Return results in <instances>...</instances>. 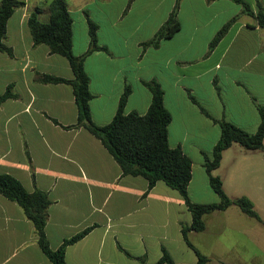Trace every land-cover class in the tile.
Wrapping results in <instances>:
<instances>
[{"label": "crops", "instance_id": "0c3cea01", "mask_svg": "<svg viewBox=\"0 0 264 264\" xmlns=\"http://www.w3.org/2000/svg\"><path fill=\"white\" fill-rule=\"evenodd\" d=\"M38 1L25 0L15 7L4 38L13 54L0 50V93L12 83L16 94L0 102V172L14 175L29 191L47 192L45 234L52 248L90 226L66 244L67 264H148L158 260L163 249L177 263L196 264L197 253L182 233L192 215L179 191L157 179L143 194L147 188L143 175L123 174L100 138L86 127H66L78 113L71 83L43 82L38 74L71 78L73 70L66 56L51 52L44 42H33L29 13L39 7L41 20L49 14ZM247 1L254 13L258 7L264 13V0ZM66 2L72 18V52L81 54L89 45L86 13L97 23V42L107 47L92 50L83 61L92 93L91 119L96 124L110 121L127 83L131 91L124 111L145 112L151 91L142 79L155 78L171 114L168 143L179 145L191 158L189 198L218 201L204 154L212 156L220 136L215 119L224 118L248 131L258 126L257 103L264 105V27L235 0H179V28L157 46H143L175 0ZM230 20L209 49L211 38ZM233 205L206 212L203 229L187 230L190 242L207 256L205 264L248 261L241 251L213 248V226L220 233L228 225L215 217ZM256 220L264 226V221ZM0 264H53L23 208L1 193Z\"/></svg>", "mask_w": 264, "mask_h": 264}, {"label": "trees", "instance_id": "16d2710c", "mask_svg": "<svg viewBox=\"0 0 264 264\" xmlns=\"http://www.w3.org/2000/svg\"><path fill=\"white\" fill-rule=\"evenodd\" d=\"M242 4V9L254 15L257 22L264 27V13L258 7L254 13L247 0H235ZM25 0H0V50L13 54V49L6 44L4 38L7 32V20L15 7L23 5ZM179 0H175L167 18L156 29L154 34L141 42L143 46H157L163 37L172 35L179 28L177 8ZM48 18L41 20L38 17L39 7H35L28 15L27 24L35 44L44 42L48 44L51 52L63 54L67 57L73 70V77L67 78L60 75L42 72L38 79L43 82H69L72 85L75 102L78 107L77 119L66 127L84 126L95 134L107 147L121 167L123 174L143 175L147 179L146 194L157 179H162L169 186L177 189L191 211L190 225L182 226V233L187 243L197 253L196 264H205L207 256L201 253L188 239L187 230L193 228L201 230L205 226L203 215L216 209H225L231 204L237 205L244 213L264 221L254 208V203L247 195L229 196L224 188L220 175L213 170L220 164L222 152L232 143L237 142L246 149L263 147L264 142V105L257 103L260 120L255 131H248L224 118L215 119L220 126V136L215 142L212 156L204 154V166L208 174L209 184L217 193L219 200L216 202H194L189 198L187 185L191 178V158L179 145L171 146L167 139V125L171 119L169 110L163 102V88L155 79H142V83L151 91V100L145 112L136 110L124 111V105L131 85L126 84L118 100L116 111L110 121L96 124L90 116L88 100L92 93L89 90V76L84 69L83 61L86 54L94 49H105V45L97 42V23L86 13L89 32V45L81 54L72 52V18L66 0H51L48 4ZM232 20V19H231ZM230 21L225 23L209 42V49L213 47L226 31ZM12 83L8 84L5 91L0 93V102L7 97L15 96ZM193 98V97H192ZM204 110V108L201 107ZM206 112V111H205ZM207 113V112H206ZM57 122L56 119H53ZM0 193L15 200L22 208L25 215L34 224L37 240L53 264H67L65 261V246L85 234L89 228L67 237L57 247L52 248L45 234L47 206L50 198L45 190L35 188L29 191L14 175L0 172ZM142 259V258H141ZM148 264H188L175 262L166 249L158 260Z\"/></svg>", "mask_w": 264, "mask_h": 264}, {"label": "rangeland", "instance_id": "374dc122", "mask_svg": "<svg viewBox=\"0 0 264 264\" xmlns=\"http://www.w3.org/2000/svg\"><path fill=\"white\" fill-rule=\"evenodd\" d=\"M51 0H40L38 5L48 9ZM222 160L213 173L221 176L223 188L229 196L245 194L264 219V142L263 147L246 149L234 142L223 150ZM213 195L218 198L213 191ZM216 219L227 221V227L216 233L213 226V248L230 252L241 251L246 264H264V226L247 215L237 205L221 212ZM255 255V256H254Z\"/></svg>", "mask_w": 264, "mask_h": 264}]
</instances>
